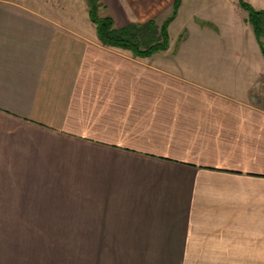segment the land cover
I'll use <instances>...</instances> for the list:
<instances>
[{
  "label": "crops",
  "instance_id": "obj_1",
  "mask_svg": "<svg viewBox=\"0 0 264 264\" xmlns=\"http://www.w3.org/2000/svg\"><path fill=\"white\" fill-rule=\"evenodd\" d=\"M100 1L117 27L173 4ZM81 3L0 0V264H264L252 27L135 57Z\"/></svg>",
  "mask_w": 264,
  "mask_h": 264
},
{
  "label": "trees",
  "instance_id": "obj_2",
  "mask_svg": "<svg viewBox=\"0 0 264 264\" xmlns=\"http://www.w3.org/2000/svg\"><path fill=\"white\" fill-rule=\"evenodd\" d=\"M90 21L95 25L98 40L103 46L128 50L135 57H147L164 50L169 45L168 25L176 16L181 0H173L171 14L161 23L149 20L143 23L131 22L117 27L100 0H84ZM247 12L257 44L264 55V9H255L241 1Z\"/></svg>",
  "mask_w": 264,
  "mask_h": 264
},
{
  "label": "rangeland",
  "instance_id": "obj_3",
  "mask_svg": "<svg viewBox=\"0 0 264 264\" xmlns=\"http://www.w3.org/2000/svg\"><path fill=\"white\" fill-rule=\"evenodd\" d=\"M197 1V2H196ZM196 1H185L183 5L182 12L179 15V18L175 20L168 28L169 33V43L170 48H176L181 45L185 47H192L198 45L199 42H203V44L207 45V42L212 41L214 38L217 40V32L220 30H226L232 32V24L230 17L238 18L239 21L243 22V24L247 27L243 29L245 32L251 31V24L247 20V12L241 6V1L247 2L252 5L255 9H264V0H196ZM82 6L87 8L86 3L83 0ZM195 7V8H194ZM200 8L199 12L196 10ZM192 9H195L193 11ZM81 11V8H80ZM80 13V12H79ZM194 13V14H193ZM195 16H207L213 22L216 23L217 27L212 28L210 26L205 27L207 30L211 29L212 33H210L211 38H209V34L199 33L194 27L189 26V23L195 22L196 18H191L192 15ZM161 22H158L160 24ZM219 26V27H218ZM187 27V28H186ZM187 31L189 32V37L186 38ZM242 31V30H239ZM220 32V31H219ZM252 32V31H251ZM204 34V35H201ZM207 34V36H206ZM186 38V40H184ZM219 38V37H218Z\"/></svg>",
  "mask_w": 264,
  "mask_h": 264
}]
</instances>
